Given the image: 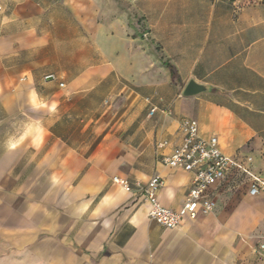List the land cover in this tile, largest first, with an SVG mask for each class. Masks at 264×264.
<instances>
[{"label":"crops","instance_id":"0c3cea01","mask_svg":"<svg viewBox=\"0 0 264 264\" xmlns=\"http://www.w3.org/2000/svg\"><path fill=\"white\" fill-rule=\"evenodd\" d=\"M101 12L0 0V264H264V191L247 175L172 230L134 186L158 176L159 203L183 205L191 175L161 163L182 119L264 179V0H137L132 23ZM190 80L210 90L184 97Z\"/></svg>","mask_w":264,"mask_h":264},{"label":"built area","instance_id":"2783aa9c","mask_svg":"<svg viewBox=\"0 0 264 264\" xmlns=\"http://www.w3.org/2000/svg\"><path fill=\"white\" fill-rule=\"evenodd\" d=\"M155 112L156 108H151L149 116ZM165 114L170 115V112L167 111ZM180 132L182 134L180 144L175 146L169 154L163 155L161 163L166 167L191 175V187L183 205L173 210L159 203L157 193L163 182L158 176L152 177L146 184H134L149 207L148 217L151 221L165 229L172 230L178 228L185 218L195 220L198 214H210L214 209V201L209 189L235 170L250 178V195L254 196L264 191V179L253 175L242 163L222 153L216 137H201L197 121L180 120ZM167 144L166 141L160 142L157 148H162ZM113 182L124 189L130 187L127 180L117 177L113 178ZM255 251L261 253L264 262V238L257 244Z\"/></svg>","mask_w":264,"mask_h":264},{"label":"rangeland","instance_id":"374dc122","mask_svg":"<svg viewBox=\"0 0 264 264\" xmlns=\"http://www.w3.org/2000/svg\"><path fill=\"white\" fill-rule=\"evenodd\" d=\"M99 9L102 11V18L105 19L106 13L113 9L114 18L126 17L130 23L135 22V11L137 0H99ZM146 37H142L145 39Z\"/></svg>","mask_w":264,"mask_h":264},{"label":"water","instance_id":"95a60500","mask_svg":"<svg viewBox=\"0 0 264 264\" xmlns=\"http://www.w3.org/2000/svg\"><path fill=\"white\" fill-rule=\"evenodd\" d=\"M209 90H210L209 87L198 84L193 80H190L185 85L182 95L184 97H190V96H195L201 93L208 92Z\"/></svg>","mask_w":264,"mask_h":264},{"label":"clouds","instance_id":"9594fccd","mask_svg":"<svg viewBox=\"0 0 264 264\" xmlns=\"http://www.w3.org/2000/svg\"><path fill=\"white\" fill-rule=\"evenodd\" d=\"M11 147H13V148H14V147H16V144H15V143H13V144L11 145Z\"/></svg>","mask_w":264,"mask_h":264},{"label":"trees","instance_id":"16d2710c","mask_svg":"<svg viewBox=\"0 0 264 264\" xmlns=\"http://www.w3.org/2000/svg\"><path fill=\"white\" fill-rule=\"evenodd\" d=\"M171 71L174 72V70L171 68Z\"/></svg>","mask_w":264,"mask_h":264}]
</instances>
